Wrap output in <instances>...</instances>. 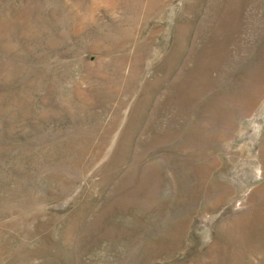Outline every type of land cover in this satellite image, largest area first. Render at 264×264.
I'll list each match as a JSON object with an SVG mask.
<instances>
[{"label":"rangeland","instance_id":"obj_1","mask_svg":"<svg viewBox=\"0 0 264 264\" xmlns=\"http://www.w3.org/2000/svg\"><path fill=\"white\" fill-rule=\"evenodd\" d=\"M263 32L264 0H0V264H264Z\"/></svg>","mask_w":264,"mask_h":264},{"label":"crops","instance_id":"obj_2","mask_svg":"<svg viewBox=\"0 0 264 264\" xmlns=\"http://www.w3.org/2000/svg\"><path fill=\"white\" fill-rule=\"evenodd\" d=\"M264 32L249 42V86L258 85L257 77L264 79ZM251 79H254L253 81ZM257 93V91H255ZM252 94V93H251ZM262 94V92H259Z\"/></svg>","mask_w":264,"mask_h":264}]
</instances>
